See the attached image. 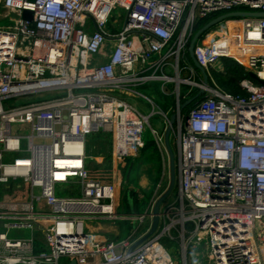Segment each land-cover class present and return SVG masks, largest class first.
Instances as JSON below:
<instances>
[{
  "label": "built area",
  "instance_id": "obj_1",
  "mask_svg": "<svg viewBox=\"0 0 264 264\" xmlns=\"http://www.w3.org/2000/svg\"><path fill=\"white\" fill-rule=\"evenodd\" d=\"M117 8L120 28L111 21ZM231 11H264V0H0V20L12 22L0 25V264H176L172 251L179 264L188 256L194 264H264V85L243 78L245 94L232 95L182 77L194 75L186 53L195 20ZM211 27L214 35L192 50L206 76L226 57L264 80V17ZM152 82L173 97L172 108L137 88ZM180 83L189 87L182 92ZM192 88L202 94L182 113ZM124 95L145 99L150 113ZM169 109L175 194L133 247L150 230L168 178L163 170L144 212L120 214L114 175L104 182L86 168L87 138L108 133L113 163L135 158L150 117L160 115L165 129ZM150 129L166 153L163 135ZM9 187L18 200L4 198ZM98 220L116 235L89 230ZM119 221L134 226L126 237Z\"/></svg>",
  "mask_w": 264,
  "mask_h": 264
},
{
  "label": "rangeland",
  "instance_id": "obj_2",
  "mask_svg": "<svg viewBox=\"0 0 264 264\" xmlns=\"http://www.w3.org/2000/svg\"><path fill=\"white\" fill-rule=\"evenodd\" d=\"M123 16L124 11L122 9L117 8L113 11V17L111 18V21L114 23L115 27L120 28V25H122L124 19ZM10 23L12 22L8 19L0 20V25H8ZM211 28L212 29L207 30L205 34H202L198 38V43L203 44L207 42L208 38H205V36H208V34L210 37L214 35L215 30L213 27ZM142 85H139V88L137 87L138 90L147 93L146 95H148L159 108L164 111L167 107L172 108L174 105L173 97L160 91L161 87L159 82L150 83V85H152V89L141 87ZM173 86V82L165 83L164 87L167 88L166 92H169ZM188 87V85L182 83L179 84L180 91L182 92ZM192 90L197 91L198 89L192 88ZM123 98H125L130 104H132L144 114L150 113L151 106L145 99L132 95H124ZM21 102H24V100H17V103ZM170 111V109L167 111L168 117L171 115ZM150 127L156 131L157 135H163L165 129L160 115L154 114L150 117L149 126L146 125L145 127V132L143 135L145 146L141 153L135 158H121L116 163H113V160L109 154L111 142L108 133L101 131L100 133L98 132L88 139V145H90V148L89 150L87 148L88 158L86 160V168L93 175V177L104 182L109 181L114 175L117 188L118 212L120 214H128L131 211H136L137 213L144 212L150 201L156 180L163 170L165 175L163 183H165L166 179L168 178L167 154L163 150L158 149L156 140ZM168 142L174 156L175 138L171 132L170 135H168ZM175 178L174 168V185L169 194L162 201V204L172 200L175 194ZM59 194L64 195V193L61 192ZM133 195L136 196V200L133 199ZM4 198L8 200L17 199L12 193V187L6 189ZM22 199L23 197H21V200ZM99 222L104 224L103 226L107 224L106 221ZM148 223L149 220L147 219L144 225L146 226ZM117 224V227L120 228V238L126 237L134 229V226L130 221H119ZM115 233H117V230ZM139 233L140 231L137 232V235ZM8 236L12 238H25L29 236V231L10 230ZM164 244L166 245V242H164ZM172 253L174 255L176 264H179L178 254L175 251H172ZM201 253H203V251ZM187 264H194V262L191 263L189 256L187 258Z\"/></svg>",
  "mask_w": 264,
  "mask_h": 264
},
{
  "label": "water",
  "instance_id": "obj_3",
  "mask_svg": "<svg viewBox=\"0 0 264 264\" xmlns=\"http://www.w3.org/2000/svg\"><path fill=\"white\" fill-rule=\"evenodd\" d=\"M242 16L264 17V11H231V12H226V13L217 15V16L209 19L207 22H205L199 29H197L192 34V36L188 42L187 54H188V57L193 64V66L200 72V74L202 76V84L203 85H206V81H207L206 73H205L204 69L196 63V61L194 60V57H193V53H192L193 47H194L195 43L197 42L200 34L225 17H242ZM22 17L24 19L31 20L32 19V13L30 11L24 10L22 12ZM248 76L250 79L254 80L255 82L264 85V80L257 79L253 72L249 71ZM202 91L203 90L201 88L198 89L193 96L186 99L180 105V109L182 110L184 107H186L188 104H190L194 99L199 97L202 94ZM173 118H174L173 115L169 116L168 125L166 126V128L163 132V144L165 147V151L167 154V160H168V185H167V188L156 198V201L153 205V208H152L153 218H152V224H151L150 230L147 232V234H145L142 238H140L137 242H135L133 247L136 246L137 244H139L142 240H144L146 237H148L155 230L156 222H157L158 207H159L160 203L164 200V198L169 194V192L171 191V189L173 187V183H174L173 154H172V151L170 149L169 142H168V135H169L170 126L172 124ZM72 263L74 264V262H72Z\"/></svg>",
  "mask_w": 264,
  "mask_h": 264
},
{
  "label": "trees",
  "instance_id": "obj_4",
  "mask_svg": "<svg viewBox=\"0 0 264 264\" xmlns=\"http://www.w3.org/2000/svg\"><path fill=\"white\" fill-rule=\"evenodd\" d=\"M212 17L213 16L210 15V16H207L204 18H199V19L195 20V24L193 26L192 34L197 29H199L205 22H207L209 19H211ZM203 33L204 32H202L200 34V36ZM186 60L188 62H191L187 53H186ZM220 62L222 65L221 70H209L208 76H207L208 85L215 86L219 90L224 91V92H228L232 95H244L245 94L244 91L239 86V81L243 78L249 79L248 72L243 68V66H241L240 64H238L236 61L232 60L231 58L222 57L220 59ZM195 93H196V90H192L187 95V97H185V99H183V101L188 99L189 97L193 96ZM189 107H190V105L184 107L181 110V112L186 113L188 111ZM96 133H98V132H96ZM96 133L89 135L87 138L88 150L90 148V145H88L89 144L88 139H90V137ZM109 138H110V136H109ZM109 154H110V151H109ZM133 199L136 200L135 195H133Z\"/></svg>",
  "mask_w": 264,
  "mask_h": 264
},
{
  "label": "crops",
  "instance_id": "obj_5",
  "mask_svg": "<svg viewBox=\"0 0 264 264\" xmlns=\"http://www.w3.org/2000/svg\"><path fill=\"white\" fill-rule=\"evenodd\" d=\"M187 63L189 65L188 67L192 68V70L194 71V75L190 76L188 73L184 72L182 77H186L188 79L195 80V81H198L199 79H202V76H201L200 72L193 66L192 62H188L187 61ZM151 86L152 85H150V83L149 84L146 83V84L142 85L141 87H146L148 89H152ZM142 93L147 94L145 92H142ZM103 225L104 224H101L99 222V220H98L96 222H93L92 224H89L88 228L91 231L97 232L103 238H105V237H110L111 238V237H114L116 235L115 231H116L117 228H115L114 226H111L109 223H107L105 226H103Z\"/></svg>",
  "mask_w": 264,
  "mask_h": 264
}]
</instances>
